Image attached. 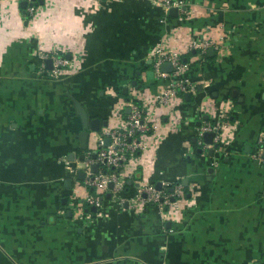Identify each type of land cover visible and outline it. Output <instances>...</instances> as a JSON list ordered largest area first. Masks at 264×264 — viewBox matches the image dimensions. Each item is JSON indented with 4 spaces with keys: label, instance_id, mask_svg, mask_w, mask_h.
Listing matches in <instances>:
<instances>
[{
    "label": "crops",
    "instance_id": "0c3cea01",
    "mask_svg": "<svg viewBox=\"0 0 264 264\" xmlns=\"http://www.w3.org/2000/svg\"><path fill=\"white\" fill-rule=\"evenodd\" d=\"M36 1L30 18L20 0H0V264H264V166L252 156L264 132V0ZM159 41L181 54L179 73L147 76ZM53 45L70 61L56 76L37 70L38 49ZM173 77L189 90L155 104ZM128 99L155 109L157 129L122 168L124 202L105 194L87 212L64 163L81 152L77 105L103 130L123 124ZM224 111L229 142L210 154L196 127ZM161 181H180L183 196L127 206L137 182Z\"/></svg>",
    "mask_w": 264,
    "mask_h": 264
},
{
    "label": "built area",
    "instance_id": "2783aa9c",
    "mask_svg": "<svg viewBox=\"0 0 264 264\" xmlns=\"http://www.w3.org/2000/svg\"><path fill=\"white\" fill-rule=\"evenodd\" d=\"M16 1V0H15ZM30 1V0H28ZM98 1V0H97ZM100 1V0H99ZM174 1L164 0L165 7H169ZM176 5V4H175ZM36 4H27L24 9V15L32 18L36 14ZM214 45L212 40H192L189 47H198L205 51L208 46ZM37 70L39 72L48 71L50 75H58L63 68L70 62L64 55V49L53 45L48 49H38L37 53ZM52 59V67L46 68L45 59ZM163 62H170L171 71H161L160 65ZM184 61L181 54L177 50L167 49L163 41L157 42L152 52L151 68L156 75L179 73L183 68ZM189 83L185 79L175 78L169 80L166 86L154 94L153 100L155 104L166 105L176 95L189 90ZM126 105L129 110L125 113V119L122 125L105 127L100 133L96 134V140L93 147L86 148L82 159L73 155L72 158H66L64 161L69 172L77 174L78 170L83 171L81 182L85 187L82 195L83 203L87 210L94 205L99 208L105 198L106 192H110L112 197L121 204L125 198L121 196V192L126 185L125 175L122 168L128 158L137 151L146 149L148 146L144 137L148 132L155 131L157 124L153 121L155 109L147 108L139 101L128 99ZM153 108V109H152ZM230 125L228 113H221L219 119L202 122L196 127L199 144L204 148L208 146L203 142L202 137L206 131H214L213 142H218L217 149L224 148L228 144L225 129ZM105 137L109 138V142H104ZM211 145V144H210ZM93 152L95 156H92ZM253 158L258 160L264 166V132L257 137V149L252 154ZM97 163L96 171L91 169V165ZM112 183L109 186V183ZM171 189H167L170 187ZM183 186L180 181L172 183L161 181L160 187H156L154 183L137 182L136 191L133 196L127 198L128 207H136L138 204H155L160 208H166L175 199L183 196Z\"/></svg>",
    "mask_w": 264,
    "mask_h": 264
},
{
    "label": "water",
    "instance_id": "95a60500",
    "mask_svg": "<svg viewBox=\"0 0 264 264\" xmlns=\"http://www.w3.org/2000/svg\"><path fill=\"white\" fill-rule=\"evenodd\" d=\"M39 2L42 3L43 0H39ZM19 3H20V6H21L22 10L24 11V9H25L27 4H35V3H37V1L36 0H30V1H28V0H20ZM172 11H176V7L175 6L170 8V12H172ZM208 50L211 51L212 48H209ZM45 66H46V68H51L52 67V59L50 57L45 59ZM160 70L161 71H171L172 70V66H171L170 62H163L160 65ZM146 74H147L148 77H153L154 76V72H153L152 69H148L146 71ZM184 96L187 99H189L190 98V93L186 92V93H184ZM77 109H78V112H79V114L81 116V119H82V122H83V129L80 131V136H79V148L81 149V152L79 154V158L82 159L83 156H84L83 151L86 148H88L89 139L92 138L93 135H96V134L100 133L102 130H101V127L99 125V120L97 118L89 119L85 109L82 108L80 105H77ZM127 110H128V108H127ZM102 125H103V127L107 126L106 120L103 121ZM214 133H215L214 131H206L204 133V136H203L204 140L206 142H208V143H211L212 142V138L214 136ZM104 142L107 144L109 142V138L105 137ZM212 144H213L212 147L208 149V152L210 154H212L214 149L218 148V146H219L218 142H213ZM197 151L199 152L200 148H198ZM92 156H95L94 152H93ZM97 167H98L97 163H93L91 165V169L93 171H96ZM83 174L84 173H83L82 170H78V177L79 178H82ZM128 182H130V181H128ZM71 183L69 184V186H71ZM111 185H112V183L110 182L109 186H111ZM159 186H160V183L157 182L156 183V187L158 188ZM170 189H171V187H170ZM106 196L110 197V192H107ZM89 209L94 212L96 210V207L94 205H92V206L89 207ZM85 210H87V208H85ZM70 212L71 211L69 210L68 213H70Z\"/></svg>",
    "mask_w": 264,
    "mask_h": 264
},
{
    "label": "rangeland",
    "instance_id": "374dc122",
    "mask_svg": "<svg viewBox=\"0 0 264 264\" xmlns=\"http://www.w3.org/2000/svg\"><path fill=\"white\" fill-rule=\"evenodd\" d=\"M89 142L92 143V138L89 139Z\"/></svg>",
    "mask_w": 264,
    "mask_h": 264
},
{
    "label": "trees",
    "instance_id": "16d2710c",
    "mask_svg": "<svg viewBox=\"0 0 264 264\" xmlns=\"http://www.w3.org/2000/svg\"><path fill=\"white\" fill-rule=\"evenodd\" d=\"M125 186H127V183H126V185ZM167 189L169 190L170 188L169 187H167Z\"/></svg>",
    "mask_w": 264,
    "mask_h": 264
}]
</instances>
